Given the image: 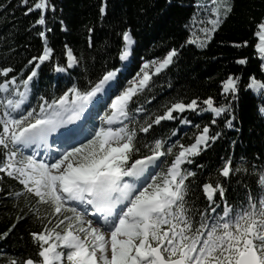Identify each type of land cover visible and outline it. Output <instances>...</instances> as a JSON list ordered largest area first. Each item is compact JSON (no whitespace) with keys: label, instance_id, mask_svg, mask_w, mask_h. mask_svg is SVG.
I'll return each mask as SVG.
<instances>
[{"label":"snow or ice","instance_id":"6c2138e0","mask_svg":"<svg viewBox=\"0 0 264 264\" xmlns=\"http://www.w3.org/2000/svg\"><path fill=\"white\" fill-rule=\"evenodd\" d=\"M191 6L180 48L202 50L234 12L235 0H193ZM49 10L55 12L51 0H35L24 13L39 12L32 27L42 28L37 34L43 42L42 51L27 61L28 71L21 69L18 77L13 67H0V180L6 176L15 181L20 190L8 191L7 196L25 200L23 207L14 205L19 208L15 222L0 233V240L27 218L41 225L39 231L29 233L37 252L10 258L7 264H264V167L257 171L234 167L233 157L224 156L216 182L202 185L198 172L188 167L223 137L224 129L234 128L233 103L238 100L240 77L230 74L221 82L225 100L219 105L212 96L197 97L173 102L162 114L138 120L132 114L134 98L150 87L153 76L174 63L179 49L173 47L162 58L144 61L126 86L118 76L122 69L112 68L84 87L73 83L50 100L40 96V102L30 107L38 70L54 55L46 36L52 31ZM99 12L102 17L107 14V0ZM256 29L255 50L264 72V17ZM121 39L118 58L129 61L134 44L130 30H124ZM232 46L247 47L248 42ZM247 62L246 58L235 61ZM78 63L73 49L65 45L64 63L53 64V71L66 73ZM246 90L261 99L257 112L264 118V79L250 76ZM95 104L106 110L99 126H88L85 113ZM135 112L144 109L136 107ZM187 112L209 114L210 123L193 124L180 115ZM82 116L85 119L76 128L59 131ZM176 120L197 129L194 142L147 140L154 126ZM219 120L223 128L215 130ZM57 132L53 149L49 137ZM238 173L255 179L258 191H249L244 201L233 204L219 178L231 182ZM201 190L206 198L203 209L196 207L198 198L193 199Z\"/></svg>","mask_w":264,"mask_h":264},{"label":"trees","instance_id":"16d2710c","mask_svg":"<svg viewBox=\"0 0 264 264\" xmlns=\"http://www.w3.org/2000/svg\"><path fill=\"white\" fill-rule=\"evenodd\" d=\"M34 2L28 0V4L24 5L23 0H0V67H13L18 77L21 69L25 73L28 71L25 68L27 61L43 48L37 34L42 28L32 27L39 12L24 14ZM51 2L55 5V12H47L48 27L52 31L47 32L46 36L54 55L51 62H45L38 70L28 106L35 107L40 102V96L49 100L59 96L73 83L84 87L90 80L96 81L105 70L120 66L121 33L130 30L134 40L131 64L121 79L138 72L144 61L162 58L173 47L179 49L174 63L153 76L150 87L134 98L132 114L138 106L144 109L140 115L133 114L138 120L162 114L173 102L187 103L197 97L203 100L212 96L219 105L225 100L220 95L221 82L230 74L240 77L238 100L233 103L234 128L224 129L223 137L195 157L194 163L188 166L198 172L199 184L216 182L220 158L224 156L233 157L234 167H247L249 171L264 167V118L257 112L261 99L246 90L250 76L264 79L261 60L255 50L259 40L254 34L257 31L256 23L264 17V0H235L234 12L221 25L209 46L202 50L194 46L180 48L186 38L184 24L193 12V0H171L170 3L169 0H107V14L103 17L99 9L104 0ZM60 21H63V25ZM89 28L93 30L91 33ZM243 41L248 42L247 47L232 46ZM65 45L73 49L79 63L65 75L59 76L53 71V64L64 63ZM240 58H246L248 62L245 65L236 64L235 61ZM2 80L0 77V82ZM186 116L193 124L203 125L211 120L209 114L196 117L187 112ZM219 128H223V120L214 126L215 130ZM174 130H177L176 135H172ZM196 132L194 126L182 131L176 123L162 121L161 125L154 126L147 140L155 137L167 139L170 143L179 140L188 145L194 141ZM144 136L140 134L142 143ZM197 165L202 168L197 169ZM219 179L225 185L229 203L238 204L246 199L249 191L253 194L258 191L255 179L246 173L234 175L231 182ZM20 187L6 176L0 180V188L4 189V192H0V233L15 222L19 208L14 205L23 207L25 204L24 198L15 200L7 196L8 191H18ZM197 198L196 207L203 209L206 198L202 190L193 196V199ZM43 211L41 208V213ZM40 228V223L33 218L20 222L6 239L0 240V264H7L10 258H26L35 254L37 248L29 233Z\"/></svg>","mask_w":264,"mask_h":264},{"label":"rangeland","instance_id":"374dc122","mask_svg":"<svg viewBox=\"0 0 264 264\" xmlns=\"http://www.w3.org/2000/svg\"><path fill=\"white\" fill-rule=\"evenodd\" d=\"M129 61H125V63L127 64ZM122 71L124 70V68L122 67L121 68ZM60 75H63V73H59ZM118 76H119V73H118ZM127 82L123 83L122 85L126 86ZM194 114V113H193ZM181 116H185L186 114H180ZM195 115V114H194ZM197 116V115H195ZM176 122H179V120H176ZM181 128H186V127H191V125H179ZM194 142V141H193Z\"/></svg>","mask_w":264,"mask_h":264}]
</instances>
